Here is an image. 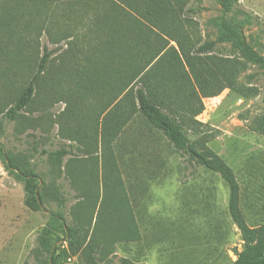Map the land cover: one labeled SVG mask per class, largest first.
<instances>
[{
	"label": "rangeland",
	"instance_id": "rangeland-1",
	"mask_svg": "<svg viewBox=\"0 0 264 264\" xmlns=\"http://www.w3.org/2000/svg\"><path fill=\"white\" fill-rule=\"evenodd\" d=\"M229 1L225 10L222 2ZM229 1L0 0V264H34L30 252L44 231L53 264H91L92 256L98 264L237 260L244 242L217 173L177 151L140 113L119 129L110 149L100 146L101 132L85 116L98 105L88 100L95 80L106 100L111 76L130 79L165 38L177 50L178 39L193 56L203 85L196 94L184 84L171 88L166 103L186 122L189 141L232 169L247 224L264 229V136L250 129L264 117V0ZM97 19L120 24L125 49L122 70L99 63L95 78L87 45ZM203 45L209 48L200 51ZM45 46L53 50L49 69L30 104L10 119L6 111ZM156 69L171 72L165 59ZM140 85L138 79L123 94L134 96ZM77 131L88 137L86 147L74 138ZM62 148L69 155L60 161L50 155ZM4 154L38 175L43 210L24 206L23 184L5 168ZM61 222L79 234L68 238Z\"/></svg>",
	"mask_w": 264,
	"mask_h": 264
},
{
	"label": "trees",
	"instance_id": "trees-1",
	"mask_svg": "<svg viewBox=\"0 0 264 264\" xmlns=\"http://www.w3.org/2000/svg\"><path fill=\"white\" fill-rule=\"evenodd\" d=\"M230 2H222L225 10L229 9ZM178 5L182 9L183 3L181 1ZM153 21L155 24L157 23V20ZM107 29L114 32L109 33ZM89 33L90 40L87 45V55H89L88 60L91 62L94 77L97 78L99 75V63H110L112 69L116 65L119 70H122L125 45L123 46L124 43L121 42L124 34L120 24L115 23L114 20H109L108 22L107 19L93 20ZM173 40L177 43L178 50L173 46H168L169 42L167 38L163 39L162 45H159L158 48L152 51L150 58L145 61L139 71L130 73V79L124 80L120 74L119 76L113 74L111 79L106 82L108 91L103 94L106 100L100 98L101 94L97 88L100 86L101 80L97 79V82L95 80V86H93L90 96L88 95V100L95 101L98 105L96 107L93 106L91 110L85 112L87 122L89 121L93 124L96 131L101 132L100 146L110 149L119 129L124 126L126 121H130V118L135 113H140L153 128L165 136L177 151L188 154L199 165L217 173L228 186V213L244 242V248L242 251L237 252V260L233 264H264V229L252 228L247 224L239 207V186L232 169L204 144H202L201 148L192 144L184 129L186 122L178 118L170 104L166 103V93L171 88H181L184 84L186 88H191L194 94L197 93L195 88L203 89L202 80L200 81L199 79L202 71L196 68L193 56L187 54L178 39L173 38ZM238 41L243 44L242 37L239 36ZM143 43L147 45L149 41ZM150 46L148 44L147 47ZM208 48L209 45H203L199 50L206 51ZM151 49L153 50V48ZM119 51H121V55ZM52 53L53 50H49L46 46L44 47L36 70L30 77L27 85L14 99L13 105L6 111L8 118H17L18 113L30 104L34 95L36 82L49 69V60ZM155 59L157 60L151 65ZM164 59L171 72L162 73V71L156 69L159 66V62ZM138 79H140L141 85L135 89L134 96H130L127 93L123 94L124 90ZM96 92L98 93L97 96H95ZM159 92H162V95ZM129 93L131 94L132 91H129ZM176 94L178 93L176 92ZM93 97L95 100H93ZM128 97L131 99V104L128 103V106H124V100ZM112 104V110H108L105 113V108ZM201 111L202 108L196 113L198 114ZM103 112L104 114L100 118ZM191 127L189 126L187 129H194ZM250 129L264 136V117L254 119L250 125ZM74 138L79 144L86 147L88 137L82 131H77ZM42 152L46 153L45 150H42ZM50 155L55 156L60 161L65 155H69V152L62 148L50 153ZM3 160L9 174L23 184L24 206L31 211L43 210L42 182L38 175L19 166L12 156L8 154H4ZM61 225L68 238H73L79 234L78 227L68 226L63 222H61ZM46 233L47 231H44L37 236L36 245L30 252V256L35 260L34 264H53L54 262V252L50 248ZM89 246L91 247V251H93L94 247H92V244H89ZM91 264H98L96 256L91 257Z\"/></svg>",
	"mask_w": 264,
	"mask_h": 264
}]
</instances>
